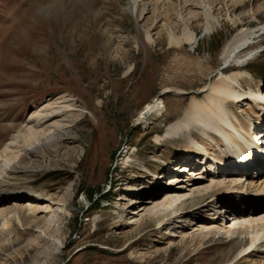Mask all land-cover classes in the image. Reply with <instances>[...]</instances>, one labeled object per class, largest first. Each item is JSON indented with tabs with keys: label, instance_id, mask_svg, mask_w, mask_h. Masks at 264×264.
Listing matches in <instances>:
<instances>
[{
	"label": "rangeland",
	"instance_id": "rangeland-1",
	"mask_svg": "<svg viewBox=\"0 0 264 264\" xmlns=\"http://www.w3.org/2000/svg\"><path fill=\"white\" fill-rule=\"evenodd\" d=\"M144 1L147 10L137 24L124 12L125 0H0V151L26 146L12 126L28 131L35 116L47 109L51 111L44 116L53 112L58 118L44 128L70 130L75 138L69 157L61 151L47 168L28 157L32 170L4 188L17 197L0 202V224L5 218L11 221L6 231L0 227V264H264L262 247L234 260L238 248L223 236L202 239L204 227L213 222L223 226L228 221L226 230L235 225L230 195L222 198L226 210L215 220L213 211L206 212L209 205L138 232L146 210L161 203L163 195L180 189L188 196L209 175L211 159L198 158L187 135L155 138L183 117L191 99L204 97L202 90L218 78L222 53L235 37L264 26V0H189L199 14L196 20L180 0L168 13L180 26L175 33H181L183 18L196 35L182 50L169 48L162 19L152 23L153 7L168 0ZM196 2L200 5L193 6ZM209 2L216 20L210 34L200 15ZM249 49L255 51L253 60L225 71L249 74L237 89L245 93L244 101L227 104L234 117L230 121L240 123L245 133L255 123L258 128L264 124L263 113L247 99L257 88L264 96V33ZM163 88L170 92L162 94V117L138 121L139 111ZM191 132L208 142L199 130ZM5 163L0 158V170ZM166 166L173 171L180 166L179 173L184 166L192 170L185 177L173 171L165 177ZM243 166L248 178H264V171L257 174L252 165ZM258 203L264 207L257 200L234 205H242L237 211L244 213ZM29 204L51 210H42L32 221L25 211Z\"/></svg>",
	"mask_w": 264,
	"mask_h": 264
},
{
	"label": "bare ground",
	"instance_id": "bare-ground-1",
	"mask_svg": "<svg viewBox=\"0 0 264 264\" xmlns=\"http://www.w3.org/2000/svg\"><path fill=\"white\" fill-rule=\"evenodd\" d=\"M179 1H162L159 9L164 8V13H160L157 6L153 7L155 21L153 20L152 23L162 19L164 21L162 26L167 33L169 48L182 50L185 45H190L196 41V35L183 18H181L183 26L181 33L179 35L175 33V30L180 26L172 21L168 13L177 9ZM184 1V11L188 12L191 19H198L199 14L197 15L192 11L191 2L188 4L189 0ZM125 2L124 12H128L134 16L138 24L147 10L146 2L144 0H125ZM194 4L200 5L198 2L192 3L193 6ZM211 5L212 3L209 2L200 8V15H202L205 22L204 31L209 34L216 23ZM260 5L264 9V3ZM239 8L240 6L236 10H239ZM263 33L264 26L256 30H245L236 36L231 45L222 53L224 67L218 72V78L202 90L205 93L204 97L202 99H191L183 117L170 124L162 137L157 136L155 138V141L158 142L160 138L172 139L185 134L192 140V146L196 150V153H198V158L207 157L212 162L209 165L210 172H208L207 178L203 177V180H199L197 185L191 189L188 196L182 193V190L176 189L168 195H163L161 203L153 205L150 210H146V216L141 221L139 233L143 232L151 224L158 227L162 226L164 220L169 219L173 215H181L184 211L194 214L195 212H199L200 209L208 208L209 205L212 209L210 208L206 212L213 211L211 220L213 218L215 220L216 217H219L220 210L226 208V202L222 198L230 195L233 196L229 200L233 201L231 202L233 206L231 210L235 219V225H231L226 230L225 224H228V221L223 226H213V224L218 223L213 222L209 225L210 227H204L201 232L202 239H206L207 237L214 239L223 236L225 242L228 241L234 246L233 248H238V251L236 250L237 253L235 252L234 260L239 259L247 252L255 250L256 247L264 248V207H260L259 205L254 208L251 207L244 213L237 211V209H243L242 205H245L249 201L257 200L262 202L264 200V178H244L249 174L247 171H244V173L240 169L234 170L231 168L232 165L243 166L244 164L255 163L253 167L259 166L260 170L264 169V162L261 157H258L260 142L253 141L255 138H251L248 133H245V129L240 123L230 121L234 117H231L232 115L230 116L227 113L228 103L238 105V103L244 101L245 93L242 95L237 89L240 87V80L248 77L249 74L242 70L225 73L230 68L241 69L255 58V51L250 50L249 47L253 44L254 39ZM146 41H151L149 30H146ZM167 92H170V90L163 88L158 96L145 104L139 111L137 120L145 123L150 119L162 117L166 109L165 103L162 100V94ZM247 99H250L251 103L257 106L263 113L264 118V96L259 92H250L247 94ZM50 111V109H47L35 116L33 121H31L34 127L29 130L27 129L29 133L25 127L18 129V127L12 126L13 130H16L23 138V142L27 144L26 146L23 145L24 147L22 146V149L17 152L10 150L9 146L0 151V158L6 161L5 168H1L0 170V202H6L17 197L10 195L4 188L15 184L19 176L30 172V169L32 170V167L26 164L28 163L26 161L28 157L35 159L34 165L47 168L50 164H56L54 160L60 159L61 151H64L65 156L69 157L75 150L73 147H68L75 143V138L72 136L70 130L56 129L52 131L44 128V125L50 120L58 118V113L53 112L47 117L44 116V114L48 115ZM257 123L262 124L260 121ZM191 129L199 130L208 142L204 143L201 139L194 138ZM30 136L34 138V141ZM22 153L23 157H21ZM215 167H217V170ZM181 169V173L187 172L190 174L191 172L188 166H184ZM173 183H171V186H173ZM25 192L35 195L33 190ZM240 195L243 196L242 200L240 199ZM35 197L38 198V195ZM22 198L18 197V199ZM155 200L154 198H150L148 202L154 204ZM33 202H39V200L37 201L34 198ZM132 202L136 203L137 201L132 200ZM234 202L236 204H243L239 208H236ZM262 205H264V201ZM227 206L229 205L227 204ZM42 210L48 212L51 210V207L40 208L39 204H29L25 208L27 219H32L33 221L35 215L42 213ZM244 224L248 225V229H241ZM0 225L1 230L6 231L10 227L11 221L9 218H5ZM262 243L263 245H261ZM258 244L261 246H258ZM233 248L229 249L230 254Z\"/></svg>",
	"mask_w": 264,
	"mask_h": 264
}]
</instances>
